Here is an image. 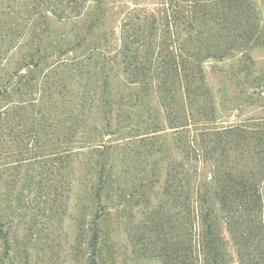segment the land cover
<instances>
[{
  "label": "trees",
  "instance_id": "16d2710c",
  "mask_svg": "<svg viewBox=\"0 0 264 264\" xmlns=\"http://www.w3.org/2000/svg\"><path fill=\"white\" fill-rule=\"evenodd\" d=\"M261 50L264 19L252 0H0V187L7 189L0 202L13 200L7 212L0 205V264H16L18 211L27 215L37 201L61 203V183L72 184L81 156L94 174L98 206L85 262L107 264L101 224L112 206L106 201L119 204L108 191L121 173L114 142L135 125L150 135L148 159L162 148L157 135L170 136L160 209L176 211L174 226L170 213L164 218L177 250L167 264H264ZM207 63L223 78L219 97ZM63 79L67 86L58 85ZM45 91L50 134L39 119L17 131V111L32 104L21 96L37 94L34 108L42 110ZM63 104L71 108L59 126ZM157 175L148 186L161 182Z\"/></svg>",
  "mask_w": 264,
  "mask_h": 264
},
{
  "label": "rangeland",
  "instance_id": "374dc122",
  "mask_svg": "<svg viewBox=\"0 0 264 264\" xmlns=\"http://www.w3.org/2000/svg\"><path fill=\"white\" fill-rule=\"evenodd\" d=\"M252 3L259 16L264 19V0H252ZM255 58L258 73L262 75L264 74V50L259 51ZM213 65L218 67L213 63L206 64V74L213 92L219 97L221 96L219 90L222 88L223 78L218 75L217 69L213 68ZM2 77L3 73L0 72V78ZM65 81L69 83L68 79H63L58 85L67 86ZM77 90L78 87L76 86L74 95L78 97ZM61 94L64 102L68 95L65 91ZM21 98L24 104L31 101L33 106L31 104L30 109L25 110L26 112L17 111V131L24 132V128L21 126L23 122L26 123V120L31 119L29 121L34 123L39 119L40 122L45 120L42 124L50 134L53 129V127L50 128V124L53 123L54 117L49 112V104H51L49 93L45 91L41 96L40 108L42 110L38 107L34 108L35 103L32 99H37V94L33 93L30 97L23 94ZM15 100L19 101L20 97ZM70 108V105L65 106V104L59 106V126L66 124L67 110ZM36 109L39 111L38 113L35 112ZM160 110L162 111V108ZM39 113L43 115L39 117ZM251 113L252 111H248L243 117L248 118L247 116ZM56 118L58 120V117ZM137 121L141 122L138 118ZM142 122L151 124V119L144 117ZM257 124L264 127V121ZM135 126L132 130H126L124 138L114 142L115 144L118 142L119 145L116 148L113 165L115 171H121V173H118L119 183H114L108 192L115 204H119L114 205L113 202L106 201V204H112V206L108 209L101 224V236L104 241L103 256L106 258L107 264H167L169 260L172 262L177 250L174 241H172V238H176L175 233L171 228H168V222L165 224L167 220L164 218L166 212L170 213L169 217L173 221L170 225L174 226L176 211L170 206H164L160 209L164 192L161 183L165 178L167 162L165 158L169 155L164 152L167 148L164 144L168 142L170 136L167 135L166 137L165 131L157 135L160 138H158L156 145H161L162 148L154 157L148 159L145 155L147 146L143 145L146 144L144 140L150 135H145L146 127ZM45 131L47 132V130ZM9 142L10 140L5 138L2 153L3 163H8L6 155L10 153L11 145ZM137 149L139 155H135ZM46 154L48 151L43 152V155L48 157ZM74 166L72 184L68 186L66 180L61 183V193H63L61 203L51 206L45 201H37L27 215L23 213V210L18 211V214H21V221L16 226V236H13L16 239V264H86V242L90 237V222L98 210V206L93 202L91 196V187L94 185L95 177L87 165L85 156L78 158ZM34 171L35 173L38 172L37 169ZM153 171H157L158 180L161 182L159 181L160 183L155 185L151 184L152 186L149 185V187L148 181ZM260 186L261 221L264 227V178L260 181ZM33 187L36 188L37 186ZM6 190V184H3L0 187V193L6 194ZM116 192L120 193L121 196L117 197ZM7 197L8 199L5 198L6 200L0 202L4 212H7L13 203L10 195ZM159 210L164 213L158 212ZM22 217L24 218L22 219ZM168 232L173 236H169ZM174 240L176 241V239Z\"/></svg>",
  "mask_w": 264,
  "mask_h": 264
}]
</instances>
